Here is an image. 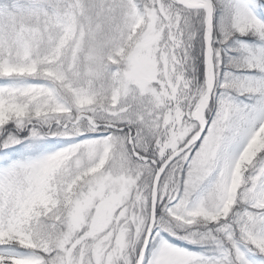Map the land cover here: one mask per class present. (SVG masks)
I'll list each match as a JSON object with an SVG mask.
<instances>
[{
  "label": "snow or ice",
  "instance_id": "1",
  "mask_svg": "<svg viewBox=\"0 0 264 264\" xmlns=\"http://www.w3.org/2000/svg\"><path fill=\"white\" fill-rule=\"evenodd\" d=\"M0 264H264V0H0Z\"/></svg>",
  "mask_w": 264,
  "mask_h": 264
}]
</instances>
